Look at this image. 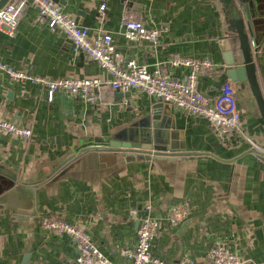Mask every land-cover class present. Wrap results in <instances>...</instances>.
I'll return each instance as SVG.
<instances>
[{
	"label": "crops",
	"instance_id": "1",
	"mask_svg": "<svg viewBox=\"0 0 264 264\" xmlns=\"http://www.w3.org/2000/svg\"><path fill=\"white\" fill-rule=\"evenodd\" d=\"M53 1L88 29L90 39L99 32L111 34L124 58L149 69L175 54L210 57L221 69L215 77L199 76L198 89L212 99L224 82L233 84L249 141L228 145L205 119L141 91L112 89L107 84L111 75L73 51L63 32L39 22L36 7L28 3L15 35L0 26V60L48 78L97 77L103 84L94 102L64 91L48 101L39 84L13 80L0 70V120L31 130L29 138L0 133V264H74L71 239L40 225L47 214L86 228L97 248L121 263L123 251L137 242L130 209L141 214L148 205L145 212L163 218L170 206L185 203L190 211L183 220H161L151 246L155 257L170 264L182 257L200 260L223 245L242 264H264V120L249 86L227 77L219 48V40L235 34L236 20L248 28L244 2ZM125 8L146 26L163 29L157 43L124 36L120 21ZM257 45L253 62L264 100V32ZM172 72L180 76L185 69ZM128 138L151 143L149 157L131 149L85 146L97 139Z\"/></svg>",
	"mask_w": 264,
	"mask_h": 264
},
{
	"label": "built area",
	"instance_id": "2",
	"mask_svg": "<svg viewBox=\"0 0 264 264\" xmlns=\"http://www.w3.org/2000/svg\"><path fill=\"white\" fill-rule=\"evenodd\" d=\"M33 4L37 9V20L45 22L51 29L60 30L71 41L73 51L84 53L97 62L110 75L108 85L121 93L141 91L152 100H160L171 104L177 109L192 116L205 119L216 136L228 145L239 140H247L242 124L240 111L235 99V88L230 81L222 84L220 92L212 99L198 89V77H215L221 69L210 57H186L175 54L161 60L152 69L139 63L134 58H124L115 45L111 34L99 32L90 39L88 29L80 25L73 17L61 10L53 0H7L0 7V26L5 27L9 36L15 35L17 24L21 19L27 4ZM105 8L101 2L99 10ZM121 28L128 40H146L155 44L163 31L159 27H148L135 12L125 8L121 16ZM183 67L185 72L177 76L172 68ZM0 70L13 80H29L42 86L47 100L51 101L56 92L64 91L78 96L84 101L94 102L97 90L103 82L97 78H48L35 74L27 69H13L0 60ZM1 134H15L23 138L31 136L28 127L7 120H0ZM138 214L137 208L129 210L137 221L136 245L123 251L124 262L114 263L104 255L93 243L91 233L78 224L69 223L54 214L43 215L40 225L50 232L69 237L76 248L74 264H170L152 254L151 246L157 236L161 220L176 223L183 220L189 213L188 204L172 205L165 217L159 218L144 210ZM241 258L223 245H217L209 250L205 257L193 260L182 257L177 264H242Z\"/></svg>",
	"mask_w": 264,
	"mask_h": 264
},
{
	"label": "water",
	"instance_id": "3",
	"mask_svg": "<svg viewBox=\"0 0 264 264\" xmlns=\"http://www.w3.org/2000/svg\"><path fill=\"white\" fill-rule=\"evenodd\" d=\"M6 1L7 0H2L1 5H3ZM242 1L244 2V11L249 23L248 28L247 30L245 29L243 20H236L232 27L235 34H233V36H224L221 40H219V48L227 67V77L240 86H244V83L249 86L264 120V100L260 92L248 42L249 32L253 34V41L256 45L264 32V0ZM253 7H257V10H253ZM229 31L230 29L228 28L227 33H229ZM85 146L97 147L100 151L131 149L141 153H146L147 157H149L151 150L153 149V145L151 143L133 141L130 138L124 141L97 139L86 143ZM78 149L79 148L75 149V151H78Z\"/></svg>",
	"mask_w": 264,
	"mask_h": 264
},
{
	"label": "trees",
	"instance_id": "4",
	"mask_svg": "<svg viewBox=\"0 0 264 264\" xmlns=\"http://www.w3.org/2000/svg\"><path fill=\"white\" fill-rule=\"evenodd\" d=\"M245 29L247 30L246 27H245ZM248 36H249L248 37V42H249V46H250L251 57L254 60V58H255V50L257 49L258 45L254 44L253 37H252L250 32L248 33Z\"/></svg>",
	"mask_w": 264,
	"mask_h": 264
}]
</instances>
